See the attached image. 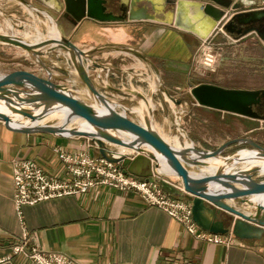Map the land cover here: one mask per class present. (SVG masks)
I'll list each match as a JSON object with an SVG mask.
<instances>
[{"label":"crops","instance_id":"crops-1","mask_svg":"<svg viewBox=\"0 0 264 264\" xmlns=\"http://www.w3.org/2000/svg\"><path fill=\"white\" fill-rule=\"evenodd\" d=\"M66 1L48 0L54 9L51 12L59 29L66 37L83 49L107 43L136 47L158 69H153L157 77L156 89H168L174 98L191 94L192 87L202 83L262 93L259 103L253 106L259 117L201 106L191 94L192 107H172L169 112L159 108L161 116L157 125L162 135V127L168 131L176 124L175 112L184 111L181 123L188 128L190 135L196 137L191 123L193 119L200 122L202 117L199 116L205 113L204 125L207 129L211 127L212 131H219L220 136L196 139L194 146L217 149L230 140L245 137L264 146V0H220L224 4L231 2V7L228 8L227 17L208 37L213 36L217 28L222 26L212 37V43L220 54L217 69L213 73L201 70L198 65L197 58L203 39L194 33L151 20H98L85 16L78 21L74 14H81L79 0H68L69 5ZM121 1L129 2L115 0V4L112 2L108 5V11H112L113 17L124 15L119 6ZM234 5L240 8L234 10ZM232 19H236L234 32L243 27L248 30L238 37L233 36L225 29L226 23ZM9 52H14L32 67L41 64L22 49L11 46H0V61H4L3 56ZM95 58L104 65L132 71L137 79L149 77L151 73L146 62L119 50H108ZM42 62L46 65L48 62L55 68V72H51L54 83L69 87L82 102L95 103L64 51L56 50L47 54L42 57ZM21 63L18 61V64ZM131 79L132 76L124 71L111 72L106 80L111 85L124 86L131 83ZM134 85L147 91L145 85L137 84L136 81ZM123 97L115 95L117 99ZM127 105L134 108L139 103L129 99ZM116 110L122 112L118 107ZM129 118L138 121L135 115H129ZM173 118L174 122H168ZM178 136L180 138L182 134L179 132ZM169 141L177 145L175 141ZM56 146L69 152L87 150L94 157L101 156L97 145L88 136L67 138L53 134H28L0 121V260L7 259L0 264H33L24 255H13L12 252L14 244L21 240L25 232L30 236L31 245L63 253L80 264H264V234L254 240L236 237L237 242L230 246L198 241L167 213L148 205L136 191L122 192L99 187L84 195L26 205L20 217L14 204L13 161L32 159L50 177L66 179L69 175L54 152ZM240 147L243 146L237 144L230 152ZM119 149L121 151L122 148ZM148 164L150 166V163L145 162L133 169L140 175L151 173V169H147ZM152 171L153 176L150 178H166L182 189L178 177L164 175L159 170ZM225 201L239 206L229 200Z\"/></svg>","mask_w":264,"mask_h":264},{"label":"water","instance_id":"water-1","mask_svg":"<svg viewBox=\"0 0 264 264\" xmlns=\"http://www.w3.org/2000/svg\"><path fill=\"white\" fill-rule=\"evenodd\" d=\"M20 1L37 13L45 12L51 16L58 35L28 41L14 33L0 32V46L22 49L41 65L44 64L43 56L56 50L64 51L95 103L80 101L73 90L52 80L3 74L0 75V121L28 134L67 138L88 136L97 145L101 156L119 164L126 173L149 179L153 176L152 170H159L164 175L178 177L182 189L166 178L159 179V183L167 193L183 197L192 204L193 218L204 230L219 234L232 232L242 240L263 236L264 146L246 137L230 140L217 149L189 147L186 142L184 145L171 143L158 129L157 121L161 116L158 110L169 112L172 107H168V99L176 106L182 105L184 100L172 97L168 89H156L157 77L153 69H158L142 52L123 43L83 49L60 31L48 0ZM112 2L116 3L115 0H79L81 14H74V17L78 21L85 16L98 20L157 21L205 40L227 17L231 7V2L224 4L220 0H129L128 3H119L124 15L113 17L112 11H108ZM66 3L69 5L68 0ZM238 8L239 5L232 6L234 10ZM235 20L228 21L225 29L238 37L248 29L243 27L234 32ZM112 49L146 62L150 76L137 79L132 71L104 65L95 58ZM124 71L132 76L131 83L114 86L106 80L111 72ZM49 77L52 79L53 75L50 73ZM134 81L145 85L147 91L138 89ZM117 94L123 95V99L115 98ZM191 94L201 106L259 117L253 106L259 103L260 91L226 89L202 83L193 86ZM129 99L138 102L139 106L129 107ZM116 107L122 112L119 113ZM175 114L182 136L187 137L185 128L180 126L185 112L176 111ZM129 115L137 116L138 121L130 119ZM78 120L82 123L74 124ZM237 144L243 147L230 152ZM145 162L150 163L147 169H151V173H136L133 168Z\"/></svg>","mask_w":264,"mask_h":264},{"label":"built area","instance_id":"built-area-1","mask_svg":"<svg viewBox=\"0 0 264 264\" xmlns=\"http://www.w3.org/2000/svg\"><path fill=\"white\" fill-rule=\"evenodd\" d=\"M222 26L218 27L215 36ZM202 41L197 58L203 71L215 72L219 60V51L212 43V37ZM54 152L64 164L68 178L57 180L50 177L44 169L32 159L13 161L14 204L20 217L23 207L51 199L84 195L92 189L109 187L122 192L136 191L148 205L157 207L179 222L185 231L198 241L230 246L237 242L236 236L213 233L201 228L193 218L192 204L167 193L157 178H138L124 172L123 168L103 156H92L87 150L69 152L56 146ZM30 236L25 232L21 240L14 244L13 255H24L33 264H80L67 255L40 249L30 244ZM7 259H1L3 263Z\"/></svg>","mask_w":264,"mask_h":264},{"label":"rangeland","instance_id":"rangeland-1","mask_svg":"<svg viewBox=\"0 0 264 264\" xmlns=\"http://www.w3.org/2000/svg\"><path fill=\"white\" fill-rule=\"evenodd\" d=\"M35 4L33 2H30ZM37 7H41L39 4H35ZM12 25V26H11ZM51 22L42 14L34 12L32 8L28 7L25 3L20 0H0V32L2 33H15L20 34L24 39L30 41L34 40L39 32L44 37L49 36ZM126 54V53H125ZM130 55V54H129ZM4 61H0V70L4 74H10L14 76L21 77H31L37 79H45V80H55L50 79V73L55 72V68L51 67L50 63L46 62L47 65L37 64L30 65L29 63H24L19 56L14 54V52L5 53L3 56ZM36 59V58H33ZM55 60V59H54ZM18 61L22 62L21 65L18 64ZM218 65V64H217ZM30 66L32 69L30 70ZM201 69V68H200ZM202 70V69H201ZM208 72V71H205ZM213 73V72H208ZM3 75V74H2ZM175 99H183L184 103L180 106H176L171 99L167 100L168 107H192L191 100L193 99L191 94H185L183 97L175 98ZM159 107V106H158ZM200 107V106H195ZM202 117V120L195 121L193 119L191 125L193 127V133H196V137L194 135H190V131L188 128H185L180 121V126L184 127L186 132L188 133L187 137L181 136L179 138V132L181 133L178 124H174L173 128L165 131L164 127H162V133L167 138V140L175 141L177 145L180 143H187V140H190L193 144L196 142L195 140L199 138H207L210 136H220L219 131H212L204 125V117L205 113H201L199 118ZM174 122V118L172 120H168V122ZM188 127V126H186ZM192 136V137H191ZM177 137L179 138V143L177 142ZM195 138V139H193Z\"/></svg>","mask_w":264,"mask_h":264},{"label":"bare ground","instance_id":"bare-ground-1","mask_svg":"<svg viewBox=\"0 0 264 264\" xmlns=\"http://www.w3.org/2000/svg\"><path fill=\"white\" fill-rule=\"evenodd\" d=\"M33 11L36 12L35 10H33ZM41 14L44 17H46L48 20H50V22H51V26H50V30H49L50 31L49 32V35H51V36H57L58 33L56 32V28H55V25H54L53 18L51 16H49L47 13H45V12H42ZM44 38H46V37H44L42 35V33L40 34V32H39V34L35 38H33L34 39L33 41H40V40H42ZM175 121H176V124H177L178 123L177 120H175ZM79 122H80V120L76 121L74 124H78ZM178 139L179 138L177 137V142L179 143V140ZM187 146L192 147V146H194V144L190 140H187Z\"/></svg>","mask_w":264,"mask_h":264}]
</instances>
